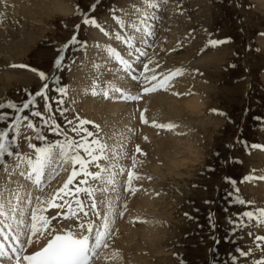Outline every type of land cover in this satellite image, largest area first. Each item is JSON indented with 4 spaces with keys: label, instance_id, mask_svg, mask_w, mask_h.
Instances as JSON below:
<instances>
[{
    "label": "rangeland",
    "instance_id": "rangeland-1",
    "mask_svg": "<svg viewBox=\"0 0 264 264\" xmlns=\"http://www.w3.org/2000/svg\"><path fill=\"white\" fill-rule=\"evenodd\" d=\"M95 2L96 0H72L75 15L74 13L72 15L56 14L55 17L51 16L45 22H39L36 26H43V30L32 31V39L29 30H25L23 34H18L16 25L6 30L4 23H0V39L7 45H15L16 38L21 39V56L19 59L8 67L5 65L2 66L3 69L0 68L2 70L0 75L9 71L18 72L15 75L16 79L4 78L1 81L0 103L6 105L11 101L17 106H21L32 98L31 94L39 91L44 83H48L51 88L53 87L49 94V103L53 105V109L51 113H43L45 118L54 117L62 130L67 131L70 136H75V133L71 132L72 126L67 124V119L79 116L98 124L101 130L99 134L103 139L112 141L116 138L113 140L116 141L117 136H113V139L112 135L109 137L111 134L109 132L110 127L107 128L104 122L101 124L96 122L101 119L99 117L101 114H97L95 118L92 109L84 107L85 101L83 99L85 97L90 98L88 96H90L92 84L102 80L103 75H105L102 61L104 59L107 61L106 58L113 59L105 52L107 47L114 46L113 48L117 51L120 49L124 54V46H128L116 40L114 34L122 29L123 31L120 33L122 36L135 37V40L132 41L133 47L130 50L132 53L134 52L135 57L133 59L136 58V61H138L137 57L140 58L136 49L139 48L144 51L146 43H143L142 39L146 40V36L142 37L141 33L128 26L121 28L112 18L113 15L123 16L126 25L132 21L139 24L137 16L131 15L132 11L128 12L132 5L139 6L140 3L137 0H101L96 10L90 12V6ZM154 2L161 6L162 0H154ZM171 5V9L163 14L165 19L162 21L163 31L161 30L164 32L162 38L167 39L165 44L167 46L164 45V49L161 46L158 47L160 37L156 34V41L152 42L147 49L148 58L144 62L152 54L154 59L153 57L151 59L154 63L150 67H155L154 65L160 63L158 70L156 69L158 75L163 73L166 75L170 69L171 71L173 68L174 70L180 69L179 66H188L190 62L193 65L190 75L186 79H183L184 73L179 75V79L177 76L176 80L171 83L169 92L178 89V84L183 82L184 89L180 95L181 99L197 93L206 104L202 116L190 114L187 111L184 114L188 124L193 121L194 128L188 132L189 135L182 134L184 131H190L187 128L184 129L180 136L181 138L183 136L189 137L188 142H191L196 150L176 158L182 162L177 172L180 175L166 172V181L157 180L160 183L156 184L158 185L155 187L156 190L153 185L150 186L155 180L154 176H151L152 180L148 185L151 187H148L149 195L138 190L130 199V202L136 199L140 202L133 205L131 209L133 222L129 221V224H133L136 228H138V224L141 225L144 228L143 235L146 236L147 244H150L149 253H146V243L138 235L140 252L133 256V260L136 262L135 264L137 262L141 264H237L238 258H240V263L252 264L250 262L251 257L255 259L259 258L260 255L256 254L255 249H252L253 244L256 243L253 242V236L247 233L251 231L254 235H264V227H248L247 231L237 229L233 232L230 230L231 225L228 223V218L246 211L245 207L252 209L264 207V200L260 198L261 192L257 190L255 180L253 183L252 181L241 182L246 175L264 173V151L251 149L249 154L243 145L235 143L237 138H241L249 144L264 145V79L261 78V73L264 74V69H262L264 58L258 57L261 53V47L257 40V37L263 34L259 30H264L262 8L261 5H258L257 0H172ZM77 6L82 12L94 16L100 24L110 23L108 27L114 26L113 35L112 33L109 35L111 38L104 36V34L101 37L102 33L95 31L97 28L84 26L81 23L82 15L77 13ZM112 9H116V11L113 13ZM155 10L151 9V13L148 15L150 18L147 23L150 27L157 22L160 16V12ZM125 12L130 13L129 18L124 16ZM159 23L161 24V21ZM77 24L81 25L78 39L86 41V46L81 47L79 44L70 46L64 53V66L54 70V61L59 55L57 50L71 39ZM97 30L99 31V29ZM1 33L4 34L1 35ZM192 33L197 36L192 38L193 42L181 40V36L187 39V36L192 37ZM93 36V42L99 40L102 43L97 42L100 45L98 50L96 49L97 46L95 48L90 46ZM226 36L234 39V42L229 43L227 40V45L223 43L215 47L209 46L207 43L209 39L225 40ZM108 41L112 43L109 42L108 44ZM178 41H181L179 43L180 51L166 54L174 48ZM184 42H188V44ZM152 45L156 46L157 50L152 51ZM29 46H31L29 51H26ZM13 51L14 53L17 52L15 48ZM97 58L99 62H96L95 65H99V68L94 67L96 75L90 76L88 83L85 86L82 85L84 72L89 69H83V67L87 62ZM11 65H25L26 67L43 69L49 79L40 81L35 74L29 73L26 67H11ZM138 67L142 68V65ZM4 70L6 71L4 72ZM19 75L20 77H18ZM53 76L59 77V84L51 79ZM189 85H193L191 95L188 90L186 91ZM61 86L67 89L66 96H61L55 91L57 87ZM58 99L64 100L63 106L56 104L55 101ZM35 100V105L30 106L22 115H28L40 127L42 134L46 135L47 141L62 140L63 136L53 133L49 127L42 123L40 118L31 116V112L37 110L43 112L44 109L43 98L35 97ZM60 107L67 109L63 116L56 110ZM142 110L140 108L139 111ZM220 113H224V115H220ZM3 114H7V119L0 120V130L10 131L6 126L13 123L17 113L14 109L4 108L0 109V115ZM192 116H195V119ZM196 120L205 121L201 124ZM86 127L95 131L92 125ZM102 128L105 129V133ZM159 132L161 133L157 138V140L159 139L157 147L166 144L163 141V138L166 137L165 133ZM191 135L193 137H190ZM26 136L31 137V142L38 146L43 143L35 139L32 130L22 126L21 135L18 138V150L21 153H28L30 149L28 141L25 140ZM141 147L142 152L146 154L143 145ZM144 156L143 163L146 161ZM116 160L119 161L120 165L125 163L122 155ZM6 163L12 164V158H6ZM100 163L104 165L103 161ZM64 167L70 171V165ZM253 169L256 171L253 172ZM90 170L93 171V167H90ZM69 171L59 169L52 171L50 169L45 177L46 190L49 191L51 188L52 191L54 186L56 189L62 186ZM162 172H165V169ZM225 177H230L236 181L235 188H239L238 193ZM49 180H51V184H49ZM90 183L93 186H101L95 181H90ZM119 186L120 184H118L117 190H119ZM150 192L154 195H151ZM229 193L232 195L229 196ZM123 195L125 196V194ZM237 195L245 201H252L253 203L251 205L237 204L235 203ZM147 198L151 199L149 204L146 203ZM186 213L188 215H185ZM137 214H141L145 218H140L137 221L135 220ZM210 214L216 223L215 229L210 227ZM213 236L220 241L218 244L213 243ZM135 243H137V238ZM246 248H251L249 249L251 251L248 256L243 258L240 253L238 254V250L249 251ZM259 252L261 251L259 250Z\"/></svg>",
    "mask_w": 264,
    "mask_h": 264
},
{
    "label": "snow or ice",
    "instance_id": "snow-or-ice-1",
    "mask_svg": "<svg viewBox=\"0 0 264 264\" xmlns=\"http://www.w3.org/2000/svg\"><path fill=\"white\" fill-rule=\"evenodd\" d=\"M2 2L6 3V0H2ZM100 2L101 0H96L90 6L89 11L94 12ZM142 4L144 7H138L134 4L131 12V15L137 16L139 24L136 21H132L126 25L123 18L116 15H113L112 18L121 28L128 26L141 33L142 37L151 36L153 32L147 23V10L158 8L159 4L154 2V0H142ZM111 11L114 13L116 9ZM77 13L82 15L81 23L84 26L95 27L105 36L110 35L94 16H89L87 13L82 12L79 6H77ZM125 15H129V13H125ZM2 22L3 14H0V23ZM80 27L81 25L77 24L71 39L57 50L59 55L54 61V66L57 69H61L64 66V53L70 46L78 44L81 47L86 46V41L78 39ZM115 39L131 48L135 37H124L119 32H116ZM142 42L146 43L143 39ZM227 42V40L209 39L207 43L209 46L215 47ZM96 46L100 47L99 44ZM136 51L140 53V56H147V53L139 48ZM106 52L109 57L114 58L122 65L123 71L133 81L138 83L140 91L132 94L111 82L108 83L106 88L101 87L98 82H94L92 84V95L102 93L105 98H109L111 93H117L120 99L139 101L144 95L160 90L167 91L170 86L169 82L176 76L183 74V69H175L166 75H158L156 68L159 67V64H156L155 67H150L154 62L149 58L147 62L140 61L142 70L139 75H135L133 74L132 65L115 48L109 46ZM137 60L139 61L140 58L137 57ZM11 67L26 66L11 65ZM95 67L99 68V65H95ZM30 70L37 72L41 81L49 79L48 75L43 71ZM148 73H151V75ZM51 79L59 84L58 76H53ZM98 88L100 93L97 92ZM48 91L49 84L44 83L43 87L31 94L32 98L21 106H17L11 101L6 105L0 103V109L11 108L17 113L13 123L6 126L10 131L0 130V264L5 258L10 264H96V261L100 260L101 256L106 261L120 260L122 256L118 250L112 251L110 255L103 250L110 248L109 241L114 235L112 226L116 222L115 218L117 215L121 218L125 215L127 204L124 203L121 206L117 203L121 200L120 195H117L114 200L109 199L106 195L103 199L98 200L97 194H106L109 192V188L93 186L90 181L103 185H113L111 191L115 192L117 191L115 187L117 184L116 176L125 175L126 173L127 178L123 182L122 190L125 193L134 195L138 189L134 187L133 181L142 178L134 171L139 162L136 156L133 155L131 157L132 168L119 167L118 172L113 171L117 167L116 164L102 165L101 161L118 159L121 153L100 136V126L93 121L82 119L79 116L67 119V124L72 126L71 132L75 133V136H70L67 131L61 129L54 117L45 118L43 113H51L53 109V105L49 103ZM55 91L61 96L67 95L65 87H57ZM176 94L179 95V93ZM35 97L43 98L44 109L43 112L39 110L31 112V116L40 118L42 123L49 127L53 133L63 136L62 140L47 141V137L42 134L40 127L28 115H22L30 106L35 105ZM55 102L61 106L64 104L63 99H58ZM56 110L62 116L67 111L63 107ZM146 111L147 109L140 111L139 119L141 123L147 125L150 121L145 116ZM220 115H224V113H220ZM6 119L7 114L0 115V120ZM87 125H92L95 131L86 127ZM22 126L32 130L35 134V139L43 142L42 145L38 146L31 142V137L26 136L25 140L28 141V147L33 150L31 153H21L18 150V138L21 135ZM151 126L164 130H173L177 127L173 123H157L155 120L151 121ZM145 140H147V137H145ZM235 143L243 145L245 151L249 152V154L251 149L264 151V145L249 144L241 138H237ZM135 152L140 155H146L142 152L139 145L136 146ZM9 157L13 160L12 164L6 163V158ZM65 165H70V171L64 167ZM90 167H95L96 171L90 170ZM50 169L52 171L56 169L69 171V174L62 186L46 195H39L37 193H43L45 190V177ZM252 171L255 172L256 170L253 169ZM105 173H107V176H105ZM148 179H151V177H148ZM225 179L235 188V180L230 177H225ZM252 180L264 181V175H246L241 182ZM235 191L238 193L239 188H235ZM228 195L231 196L232 193ZM235 203L251 205L253 202L245 201L237 195ZM50 209H59L60 211L55 216L50 217L47 215ZM185 215L188 214L186 213ZM58 218L72 220L73 224L67 228L57 229L52 225V221ZM209 223L210 227L215 229L216 223L211 214ZM228 223L231 225L230 230L233 232L247 227L262 228L264 227V207H255L251 210L242 211L236 216L228 218ZM247 234L253 236V242L264 251V235H254L251 231ZM212 239L214 244L220 242L215 236ZM41 240L46 241L43 246L30 252L29 248L39 245ZM250 251L241 250L240 255L248 256ZM256 264H264V260H257Z\"/></svg>",
    "mask_w": 264,
    "mask_h": 264
},
{
    "label": "bare ground",
    "instance_id": "bare-ground-1",
    "mask_svg": "<svg viewBox=\"0 0 264 264\" xmlns=\"http://www.w3.org/2000/svg\"><path fill=\"white\" fill-rule=\"evenodd\" d=\"M257 1H258V5L259 6L261 5V8H262L261 14L264 17V0H257ZM171 7H172V5H171ZM73 8H74V5H72V0H6V3L2 2V0H0V14H3V16H5V18H3L4 28L7 30L10 27H12L13 25H16V27L18 28V34H23L25 30H29L31 39H32V37H31L32 31H35L36 29L43 30V26H41V27L36 26V24H39V22H45V21L49 20L51 16L55 17L56 14H60V15L61 14L62 15H70L71 14L72 15L74 13ZM147 12L149 15L151 13V9H148ZM170 14H171V11H170ZM168 16H169V14H168ZM128 18H129V16H128ZM164 19H165V16H164ZM109 24H107V26ZM95 31H97L98 33H102L100 30H99L100 31L99 32L97 29H95ZM122 31H123L122 29L119 30V33H121ZM259 31L263 32V34H264V30H259ZM162 33H164V32H162ZM3 34L4 33H1V35H3ZM93 34L95 35L97 33H93ZM102 35H103V33L101 34V37H102ZM112 35H113V33H112ZM99 36H100V34H99ZM163 36H164V34H163ZM257 38H258L257 40L259 41V44L261 47V53L258 57L264 58V35H261ZM109 42L110 41H108V44H109ZM99 43H100V41H99ZM110 43H112V42H110ZM100 44H102V43H100ZM166 46L167 45H165V47ZM30 47L31 46H29L26 51H29ZM14 48L17 51L15 53L13 51ZM96 49L98 50V47H96ZM86 50H88V49H86ZM123 50H124V54L120 49L118 50V52L121 53L122 56L128 62L132 63L133 65H135L136 68H138L140 63L138 64V61H136V58L134 60L132 59L133 57H135V55L133 54L134 52L133 53L131 52L130 47L124 46ZM130 54L132 55L131 56L132 58L130 57ZM20 56H21V39L16 38V44L11 45V46L7 45L2 39H0V68H2V66H5V65L7 67L10 66V64L15 63V61L18 60ZM94 57L96 58L97 56H94ZM149 57L150 58L153 57V59H154V56H152V54ZM106 59H107V61H104L105 59L102 61V65L104 66L106 73H105V75H103L102 80L98 81V83L101 85V87L106 88L108 83L111 82V83L116 84L117 86L123 88L126 92H130L129 87H135L138 85L137 83L135 84V83H131V82L127 81L124 77H122L114 69L113 66H115V65H114L113 59H108V58H106ZM131 60H133V62H131ZM155 62H157V60H155ZM158 64H160V63H158ZM154 66H156V65H154ZM162 66H163V64H162ZM7 67H5V68H7ZM156 69L158 70V68H156ZM262 69H264V67ZM95 70H97V69H95ZM173 70H174V68H173ZM5 71L6 70H4V72ZM170 71H171V69H170ZM1 73H2V70H0V74ZM17 74H18V72H11V71L3 73L2 75H0V83L4 78L10 79V80L16 79L15 75H17ZM163 74H165V73H163ZM18 77H20V75ZM261 78L264 79V74H262V73H261ZM178 79H179V77H178ZM186 81L188 82V80H186ZM79 82H80V80H79ZM176 84H178V83H176ZM174 85H175V83H174ZM178 85H179V89H176L173 92H167L166 94H165V92L162 94L160 92V93L155 94V95L145 96V97H143V102L140 104L134 103V104L128 105L127 102L120 101L119 98L116 97V93H111L109 98H105L104 95L102 93H100L99 88L97 89V92L100 94L92 95V86L90 89V96H88L90 98L87 99L85 97L86 100L83 99L85 101L84 107H86L88 109H92V114H94L95 118H96L97 114H101L99 116L101 118V119H99V121L104 122L106 124L107 128L110 127L111 132L117 131L119 133V137H120V140L122 141V143L126 142V143L131 144L132 145L131 149H134L135 144H137L139 146L143 145V149L146 150V156L139 155V157L136 158L139 163L137 164V166L135 168V170H136L135 172H138V173L140 171L142 172L141 175L139 174L142 178L139 180L133 181L134 187H136L138 190H140L141 193H147V189L149 187L148 185L150 184V182L152 180L151 176H154L155 180L153 183H151L150 186L153 185V187L155 189V187L158 186L156 184L160 183L159 182L160 179L163 182L166 181L165 180L166 175H167L166 172H168L169 174H175L178 172V170L180 169V167L182 165V162L176 158L180 157L182 154L193 153L196 150L195 146H193L191 144V142H188L189 137L183 136L181 138V136H180L181 132L184 129L187 128V130H190V131H186V132L184 131V133H182V134H184V135L188 134L189 135L188 132H191V129L194 128L192 125L193 121L188 124L187 120L184 117V114L187 111V112H190V114H197L199 116H202L203 115V108H204L206 103H204L201 100V96L198 95L197 93L192 94V96L194 95L193 97L188 96L185 99L184 98L181 99L180 95L183 93L184 85H183V82H180V84H178ZM172 86H173V84H172ZM186 91H187V89H186ZM176 93H179V95H177ZM76 94H78V93H76ZM78 97H79V95H78ZM136 106H139L143 110L147 109V111L145 113L147 114L148 118L150 119V122L155 120V121H158L157 123H160V122L161 123L170 122L173 124L177 123L176 124L177 127L175 129L168 130V131L167 130L162 131V133H165V135H166V137L163 138V141L166 142V144L157 147V141H159V139L157 140V138L159 137L161 132L149 129L146 126H141V127L134 126L137 124V122L136 121L133 122L132 121L133 118H131V116H132V114H134V112H135L134 109ZM192 117L194 118L195 116H192ZM196 121H199L202 124L205 120H196ZM105 124H104V126H105ZM103 128H105V127H103ZM103 128H102V130L104 131L105 129H103ZM139 128L141 130L140 132H138ZM130 129H131V131H130ZM104 133H105V131H104ZM111 135L112 134H110L109 137H111ZM145 137H147V140H145ZM190 137H193V136L191 135ZM112 139H113V135H112ZM115 139H113V140H115ZM113 140H112V142H114ZM121 155H122V158L125 160V158H126L125 155L124 154H121ZM142 156H144V159L146 160L145 163H143L144 160H143ZM103 163H104V165L105 164H116L117 167L113 169V171H115V172H118L119 167H121L122 165H123L122 167H124L125 169H129L128 165H130V164L132 165V163L127 164L128 163L127 161H125L124 164L120 165L119 161L116 159H113L110 161H103ZM262 166H263V164H262ZM163 169H165V172H162ZM146 175H147V178H146ZM178 175H180V174H178ZM260 175H264V174L257 173V175H255V176H260ZM105 176H107V173H105ZM125 176H126V173H125V175H117L116 176L117 184L115 185V187L117 188L118 184H120V186L118 188L119 190L113 192V191H111L113 185L100 184L101 185L100 187H108L109 192L106 194H100V193L97 194L98 200L103 199L105 197V195L109 199L114 200V198L117 195H120L121 200L118 201L117 203H119L121 206L124 203L127 204V211L125 212V215L122 218L117 215L115 218L116 222L112 226L113 230H114V235H113L112 239L109 241L110 248L103 250L108 255H110L112 251L118 250L122 256V259L116 260V261H106L103 259V256H101V259L96 261V264H135L136 262L133 260V256L138 255L140 252V245L138 244V235L140 236V239L146 243V253H149L150 244H147L146 236L143 235L144 228L139 224H138V228H136L133 224H131V225L129 224V221H132L131 218L133 216L131 209H132L133 205L138 204L140 202V200L136 199V200L130 202V199H131L133 194L126 193L125 196L123 195L124 193H122V191H121V189H122L121 186L123 185L122 183L124 182ZM148 177H151V179H148ZM157 180H159V181H157ZM255 182L257 185V190L261 192L260 198L264 200V181L255 180ZM56 183H57V181H56ZM149 188H151V187H149ZM46 189L44 190L43 193H37V194L46 195L48 193L53 192V189H56V188L54 186L52 191H51V188L49 189V191ZM150 191H153V190H150ZM150 194H151V192H150ZM147 195H149V190H148ZM151 195H154V193ZM150 200H151L150 198H147L146 203L149 204L151 202ZM136 218L137 219H135V220L139 221L140 218H145V217L141 214H137ZM71 224H73L71 221H64V222L55 221L52 223V225L55 228H59V229L63 228V227L67 228ZM136 238H137V243H135ZM45 242L46 241L41 240L39 245H34L32 248H29V251L30 252L34 251L36 248L43 246V244ZM137 264H141V263L137 262ZM142 264H145V263H142Z\"/></svg>",
    "mask_w": 264,
    "mask_h": 264
}]
</instances>
